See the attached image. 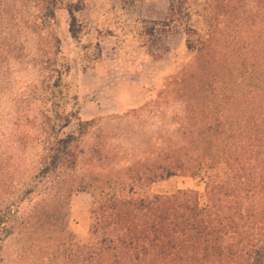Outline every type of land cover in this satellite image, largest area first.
<instances>
[{
  "label": "trees",
  "instance_id": "obj_1",
  "mask_svg": "<svg viewBox=\"0 0 264 264\" xmlns=\"http://www.w3.org/2000/svg\"><path fill=\"white\" fill-rule=\"evenodd\" d=\"M62 8L61 0H0V71L23 56L17 41L33 35L46 40L40 65H54L53 87L59 86L68 66L57 35L47 29ZM66 9L76 40L73 14L81 7ZM150 24L147 36L155 28L179 29L191 56L144 107L170 119L171 130L148 144L143 162L114 174L93 172L89 238L68 243L67 259L264 264V0H169L165 18ZM80 123L81 136L94 122ZM75 147L74 134L56 139L47 150L46 174L73 170ZM174 177L198 180L203 192L147 193ZM5 219L0 210V226Z\"/></svg>",
  "mask_w": 264,
  "mask_h": 264
},
{
  "label": "rangeland",
  "instance_id": "obj_2",
  "mask_svg": "<svg viewBox=\"0 0 264 264\" xmlns=\"http://www.w3.org/2000/svg\"><path fill=\"white\" fill-rule=\"evenodd\" d=\"M61 2L47 29L57 35L68 66L59 86L53 87L54 65H40L46 40L33 35L17 41L24 57L0 71V210L7 217L0 226V264H70L67 244L89 238L93 188L87 185L94 184L93 172L114 174L143 162L148 144L171 130L170 119L144 107L191 57L179 29L145 34L151 21L165 18L169 0ZM75 4L81 7L73 14L76 40L66 9ZM91 121L78 135L80 122ZM69 134L76 139V167L59 177L46 174L48 148ZM177 189L202 193L203 184L174 177L147 193Z\"/></svg>",
  "mask_w": 264,
  "mask_h": 264
},
{
  "label": "crops",
  "instance_id": "obj_3",
  "mask_svg": "<svg viewBox=\"0 0 264 264\" xmlns=\"http://www.w3.org/2000/svg\"><path fill=\"white\" fill-rule=\"evenodd\" d=\"M137 98H138V97H137ZM139 100H140V99H135V100H134V102H137V103H138V102H139Z\"/></svg>",
  "mask_w": 264,
  "mask_h": 264
}]
</instances>
